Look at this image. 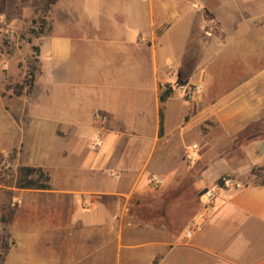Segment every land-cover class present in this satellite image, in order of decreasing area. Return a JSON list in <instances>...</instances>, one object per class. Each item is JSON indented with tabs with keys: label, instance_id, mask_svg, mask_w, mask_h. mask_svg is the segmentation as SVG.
I'll use <instances>...</instances> for the list:
<instances>
[{
	"label": "crops",
	"instance_id": "crops-1",
	"mask_svg": "<svg viewBox=\"0 0 264 264\" xmlns=\"http://www.w3.org/2000/svg\"><path fill=\"white\" fill-rule=\"evenodd\" d=\"M0 10L20 31L44 19L29 92L10 87L27 49L0 69V154L14 151L50 186L13 191L20 241L4 264H264V0H7ZM178 84L199 93L185 99ZM220 178L232 185L187 239Z\"/></svg>",
	"mask_w": 264,
	"mask_h": 264
},
{
	"label": "rangeland",
	"instance_id": "rangeland-1",
	"mask_svg": "<svg viewBox=\"0 0 264 264\" xmlns=\"http://www.w3.org/2000/svg\"><path fill=\"white\" fill-rule=\"evenodd\" d=\"M2 5H5L7 0H0ZM3 10V9H2ZM0 10V69L6 71L10 66V60L16 55L22 54L23 49L28 50V61L25 75L21 82L11 85L13 92L21 93L23 90L29 92L32 80L33 71L31 65L35 61L37 46L34 42L38 37L39 32L43 27V17L37 18L30 27L24 31H20L13 26L14 37H7L6 31H10V20L5 11ZM16 24V23H15ZM6 61L8 68L4 69L1 62ZM21 60L17 63V68H22ZM24 67L22 68L23 71ZM24 167L16 163L14 151L0 154V264H4L6 250L11 241H20L13 235V230L19 226L16 224V211L18 210V201L14 199L13 191H17L20 185H23L27 179H33L38 184L45 183L44 177L40 178L37 175L29 177L25 176ZM43 176H45L43 174ZM13 204V205H12ZM38 241V239H36Z\"/></svg>",
	"mask_w": 264,
	"mask_h": 264
},
{
	"label": "built area",
	"instance_id": "built-area-1",
	"mask_svg": "<svg viewBox=\"0 0 264 264\" xmlns=\"http://www.w3.org/2000/svg\"><path fill=\"white\" fill-rule=\"evenodd\" d=\"M6 34L8 35L7 37L11 38L14 37V31L11 28L10 31H6ZM2 67L4 69L8 68V63L4 60L1 62ZM168 88L165 87L164 90ZM170 88V87H169ZM177 90L180 91L182 97H184L185 99H190L192 98L194 95L199 93V88L197 86H192V85H183V84H178L177 85ZM101 145V140L99 138H97L94 143L92 144V148L93 149H97L99 146ZM196 148V145L192 146V149ZM185 158L187 160L190 159V150L186 151L185 154ZM150 182L151 185L154 189H158L163 185V179L161 177H159L156 174L151 175L150 177ZM231 182L227 181V180H222V185H216L214 186V188H207L205 190V192L203 193V196L205 198V203L204 206L202 208V212L200 214H198V216L196 217V219L192 222V224L186 229L185 231V237L187 239L192 238L194 235H196V233L200 230V224L202 220H207V218L210 215V212L213 210L214 208V201L216 199L217 196V189L218 187L223 186V184H230ZM13 205V204H12Z\"/></svg>",
	"mask_w": 264,
	"mask_h": 264
},
{
	"label": "trees",
	"instance_id": "trees-1",
	"mask_svg": "<svg viewBox=\"0 0 264 264\" xmlns=\"http://www.w3.org/2000/svg\"><path fill=\"white\" fill-rule=\"evenodd\" d=\"M171 93V88H166L161 94H160V102L163 103L166 98L170 95ZM162 132V110L160 108V133ZM255 135V132L253 131H247L244 135L240 137V140L245 141L252 136ZM257 135V134H256ZM24 173L26 177L32 176V175H37L38 177L42 178L44 177L45 183L38 184L35 180L33 179H27L23 185H20L19 188L22 189H33V190H49L50 186L48 184L49 178L47 176H43V172L39 168H33V167H24ZM223 178H220L217 181V184L222 183ZM261 183H264V179L261 181Z\"/></svg>",
	"mask_w": 264,
	"mask_h": 264
},
{
	"label": "water",
	"instance_id": "water-1",
	"mask_svg": "<svg viewBox=\"0 0 264 264\" xmlns=\"http://www.w3.org/2000/svg\"><path fill=\"white\" fill-rule=\"evenodd\" d=\"M205 190H206V189H205ZM205 190L203 191V193L205 192ZM203 193H202V194H203Z\"/></svg>",
	"mask_w": 264,
	"mask_h": 264
}]
</instances>
